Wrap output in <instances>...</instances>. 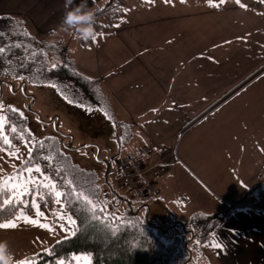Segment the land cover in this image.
Instances as JSON below:
<instances>
[{
    "label": "crops",
    "instance_id": "0c3cea01",
    "mask_svg": "<svg viewBox=\"0 0 264 264\" xmlns=\"http://www.w3.org/2000/svg\"><path fill=\"white\" fill-rule=\"evenodd\" d=\"M108 1L87 3L95 9ZM65 3L0 0V15L16 16L33 35L58 42L64 33ZM79 3L74 0L73 6ZM119 4L124 15L114 28L96 31L95 40L76 38L69 54L80 73L99 81L121 125L129 132L133 127L137 144L129 145L131 152L123 155L152 148L145 160L159 192L144 201L146 206L166 191L160 170L172 151L174 158L180 153L177 146L172 149L165 143L195 128L183 153L206 165L205 173L251 169L253 174L225 187L232 207L222 211L229 215L213 233L201 261L198 256V264H264V214L251 207L253 199L238 204L242 195L249 199V191L256 188L247 185L264 174V0ZM195 211L188 214L208 212Z\"/></svg>",
    "mask_w": 264,
    "mask_h": 264
},
{
    "label": "trees",
    "instance_id": "16d2710c",
    "mask_svg": "<svg viewBox=\"0 0 264 264\" xmlns=\"http://www.w3.org/2000/svg\"><path fill=\"white\" fill-rule=\"evenodd\" d=\"M123 15L119 0H109L95 8V30L110 32ZM67 48L33 35L16 16L0 15V82L52 83L76 105L86 100L107 101L99 81L75 68ZM6 131L13 146L24 137L31 138L26 119L14 110L8 111ZM116 132L119 138V125ZM26 164L38 165L51 177L61 192L64 210L76 221L73 234L34 254L30 264H75L74 254L80 252L91 255V264H190L194 255L188 246L206 247L229 215L217 219L214 214L195 213L188 229L199 242L192 243L182 234H171L173 228L149 223L144 202L101 181L95 172L76 166L53 138L37 140ZM37 189L40 209L52 214L53 190ZM10 196L11 190L0 186V223L12 219L22 206L28 212L33 209L30 202L8 201ZM249 197L264 204V183L249 191Z\"/></svg>",
    "mask_w": 264,
    "mask_h": 264
},
{
    "label": "rangeland",
    "instance_id": "374dc122",
    "mask_svg": "<svg viewBox=\"0 0 264 264\" xmlns=\"http://www.w3.org/2000/svg\"><path fill=\"white\" fill-rule=\"evenodd\" d=\"M61 36L62 38L57 43H64L67 47L72 46V49L67 48L69 54V50L72 51L76 46V44L73 45L76 37L66 32ZM70 41L71 45H68ZM112 109L113 106L111 107L109 101L90 103L86 100L80 105L73 104L52 83L21 82L19 80L0 82V116L4 118L3 128H0V186L11 190L8 201H21L24 205L30 202L33 206L31 212L25 211L22 206L12 219L4 222H15L17 225L15 228H0V240H6L9 243L15 254L16 264L24 260L30 262L34 254L48 248L53 242L70 236L74 230V225L70 223L69 218L74 219L64 210L61 196L59 198L56 196V192H60L56 187H49L54 193L52 214L47 215L40 209L37 198L40 191L37 188L44 185L55 186V184L41 167L26 164L37 140L45 137L55 139L76 166L86 171L95 172L103 179V182L107 181L114 188L127 192L119 187L116 173L107 172V164L111 166L110 160L117 153L131 152L128 146L137 144V142H135L133 127L129 132L127 126L121 125L117 112ZM9 110L17 111L26 119L27 129L31 135V138L24 137L20 144L15 146H13L12 137L6 131ZM117 125H119V138H117L116 132ZM194 130L195 128L189 129L175 141L165 143L169 145V148L177 146L180 153L174 158V151H172V156L166 159L167 165H164L160 170L162 178L165 179L166 191L159 183L158 176L155 177L163 191L159 196L150 199L147 206V217L151 224L159 223L164 227L174 225L171 227L173 228L171 234L179 233L182 234L183 239L191 238L192 243H198V238L194 237L188 229L193 216L188 213H191L192 210H202L216 215L217 219L223 218L225 214L222 211L232 207L230 201H227L228 192L225 187L235 183H243L245 178L251 177L253 174H251V169H244L243 173L241 171L232 173L226 169H217L216 174L213 172L205 173L207 169L203 167L206 165L199 163L197 157L191 158L189 157L192 156L191 154L183 153L184 146L190 140ZM4 137L9 141L8 144L3 143ZM13 152L16 154L12 155ZM29 168L32 169V172L27 171ZM36 168H39L40 172H36ZM106 173L109 174L105 180ZM150 173L151 169L149 175ZM151 175L150 180L153 181ZM29 177H32L35 183L25 185ZM257 179L259 181L247 186L252 185V189L264 183V174L257 175ZM14 184L24 186L13 188ZM243 185L245 186V184ZM104 186L107 188L106 185ZM245 194L241 198H244ZM58 199L59 203H57ZM145 200L136 201L144 202ZM251 200L252 197L247 201ZM37 210L43 215L37 216ZM21 214L23 217L39 220L41 224H47L51 230L25 222ZM60 215L64 216L63 220L59 218ZM19 230H26L27 232L17 237V233H14ZM6 233L8 236L14 235L11 238L2 239L1 236L6 235ZM191 246L193 244H190L188 248L191 249L190 252L194 258L190 264H198V256L201 261L200 256L203 251L201 249L205 246L202 248L192 247L193 249ZM84 258H88L91 262L89 253L74 254L75 264H87ZM57 264H61V262Z\"/></svg>",
    "mask_w": 264,
    "mask_h": 264
},
{
    "label": "built area",
    "instance_id": "2783aa9c",
    "mask_svg": "<svg viewBox=\"0 0 264 264\" xmlns=\"http://www.w3.org/2000/svg\"><path fill=\"white\" fill-rule=\"evenodd\" d=\"M151 152L152 148L146 147L136 154H117L110 161L108 170L117 174L120 186L136 200L151 198L159 192L155 183L150 180V167L145 160ZM251 207L264 213V206L261 204Z\"/></svg>",
    "mask_w": 264,
    "mask_h": 264
},
{
    "label": "clouds",
    "instance_id": "9594fccd",
    "mask_svg": "<svg viewBox=\"0 0 264 264\" xmlns=\"http://www.w3.org/2000/svg\"><path fill=\"white\" fill-rule=\"evenodd\" d=\"M74 5V0H66L65 14L61 21V29L69 35H74L81 41L96 38L95 9L88 7L87 0H80ZM0 264H16L15 254L6 240H0Z\"/></svg>",
    "mask_w": 264,
    "mask_h": 264
},
{
    "label": "snow or ice",
    "instance_id": "6c2138e0",
    "mask_svg": "<svg viewBox=\"0 0 264 264\" xmlns=\"http://www.w3.org/2000/svg\"><path fill=\"white\" fill-rule=\"evenodd\" d=\"M219 2H220V4H223L224 2H225V0H219ZM236 3H240V0H236ZM243 6V5H242ZM93 40H95V38L93 39ZM3 50L2 49H0V52H2ZM3 121H4V118L2 117V116H0V128H3ZM13 131H15V129H13ZM3 143L4 144H8L9 143V141L7 140V138L6 137H4L3 138ZM16 153H12V155H15ZM27 171L28 172H32V169H27ZM35 171L36 172H40V169L39 168H36L35 169ZM27 183H35V181L32 179V177H29V179H28V181H26L25 182V185L27 184ZM22 186H24V185H13V188H18V187H22ZM44 186H48V187H52V188H55V186L54 185H44ZM27 189H26V187H25V191H26ZM56 196L59 198L60 196H61V193L60 192H56ZM60 201H59V199L57 200V203H59ZM89 203H91V202H89ZM94 207V206H93ZM22 215V217H23V214H21ZM43 215V213H41V212H39L38 210H37V216H42ZM24 219H25V222H27V223H30V224H33V225H37V226H40V227H43V228H49V226L47 225V224H41L40 223V221L39 220H35V219H29V218H27V217H23ZM61 220H63L64 219V216L63 215H60V217H59ZM69 221H70V223H72L73 225L76 223V221H74V220H71V218H69ZM17 225H16V223L15 222H13V221H9V222H7V223H0V228H4V229H8V228H15ZM49 230H51L50 228H49ZM217 247H219V245H216ZM86 261H87V264H91V262H90V260H88V258H84ZM18 264H30V262L28 261V260H24V261H20V262H18ZM61 264H63V262H61Z\"/></svg>",
    "mask_w": 264,
    "mask_h": 264
},
{
    "label": "water",
    "instance_id": "95a60500",
    "mask_svg": "<svg viewBox=\"0 0 264 264\" xmlns=\"http://www.w3.org/2000/svg\"><path fill=\"white\" fill-rule=\"evenodd\" d=\"M245 201H246V197L240 199V200L238 201V204H243Z\"/></svg>",
    "mask_w": 264,
    "mask_h": 264
}]
</instances>
